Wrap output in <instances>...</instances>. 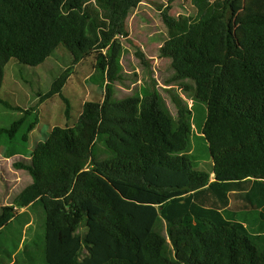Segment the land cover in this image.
Segmentation results:
<instances>
[{
	"label": "trees",
	"instance_id": "trees-1",
	"mask_svg": "<svg viewBox=\"0 0 264 264\" xmlns=\"http://www.w3.org/2000/svg\"><path fill=\"white\" fill-rule=\"evenodd\" d=\"M141 1L0 0V104L17 108L1 98L10 59L35 67L60 49L72 60L65 73L91 56L96 77H119L118 38L128 35L126 19ZM168 9L161 17L177 27ZM230 17L231 8L223 6L220 14L163 38L158 48L175 79L191 81L194 104L205 106L200 131L210 159L196 164L188 153L192 125L183 105L177 102L173 119L155 90L115 100L108 87L92 88L73 95L77 113L71 123L50 125L13 162L31 181L3 207L0 232L19 215L21 230L33 223L30 215L43 218L48 264H264V223L252 228L235 217L256 210L264 222V15L241 21L239 44ZM65 73L54 78L51 92ZM63 112L72 115L68 106ZM37 121L23 134L19 119L0 126V148L20 150ZM153 167L182 172L186 183L152 184L145 174ZM105 181L147 188L161 198L181 194L159 205L148 231L144 217L135 229L133 212L120 210ZM14 207L24 210L15 214Z\"/></svg>",
	"mask_w": 264,
	"mask_h": 264
},
{
	"label": "rangeland",
	"instance_id": "rangeland-1",
	"mask_svg": "<svg viewBox=\"0 0 264 264\" xmlns=\"http://www.w3.org/2000/svg\"><path fill=\"white\" fill-rule=\"evenodd\" d=\"M168 6V13L177 22V27H168L161 17V12ZM223 6L231 8L229 29L237 44L244 39L241 21L248 16L264 15V0H142L126 19L128 35L118 38L121 43L120 69L119 77L113 80H109L106 75L96 77L99 70L95 68L96 62L91 56L76 62L65 73L72 60L69 54L60 49L44 65L35 67L19 66L14 59H10L5 68L1 98L14 103L17 108L11 110L0 104V126H8L12 120L19 119L21 123L18 132L23 134L31 123L38 120L29 133L31 142L35 138L43 139L50 125L73 121V116L77 113V99L73 95L86 94L92 88L106 92L108 87L113 99L120 100L133 94L142 97L146 91L155 90L173 119L177 117V102L190 111L192 134L188 153L195 158L196 164L210 159L207 142L200 131L205 106L194 104L191 81L175 79L169 59L160 58L158 48L163 38L178 35L187 30L190 24L204 20L211 14H220ZM138 53L144 56V60H141ZM63 73L65 78L58 90L51 92L52 81ZM99 84L102 86L100 89ZM67 106L72 114L70 116L62 115ZM29 142L19 143L20 150L14 154L4 150L3 146L0 148V213L4 206L13 204L15 196L31 181L25 170L13 165L14 161H20L26 151L31 150L33 142ZM90 168L88 165L86 170ZM213 178L211 175L210 179ZM145 179L163 186H181L186 183L182 172L174 173L158 167L149 169ZM104 186L120 205L122 212H133L135 229L136 226L141 227L145 218L148 223L147 231L157 216L159 205L164 200L181 194L176 191L161 198L147 188L122 182L105 181ZM14 209L15 214L24 210L17 207ZM30 217L33 223L28 228L21 230L24 216L19 215L0 232V264H48L44 258L43 218L40 219L35 214ZM237 217L252 228L257 227L258 222L264 223L258 218L256 210L239 212ZM83 230L82 227L81 231ZM142 235L139 234V239H142ZM139 257L142 259L141 255Z\"/></svg>",
	"mask_w": 264,
	"mask_h": 264
},
{
	"label": "crops",
	"instance_id": "crops-1",
	"mask_svg": "<svg viewBox=\"0 0 264 264\" xmlns=\"http://www.w3.org/2000/svg\"><path fill=\"white\" fill-rule=\"evenodd\" d=\"M238 213H239V212H238ZM238 213H237L236 216H235L237 220H238V217H237ZM239 221H240V220H239ZM241 222H242V221H241ZM261 224H262V222H261V223L258 222V224H257L258 226H257V227H260Z\"/></svg>",
	"mask_w": 264,
	"mask_h": 264
}]
</instances>
